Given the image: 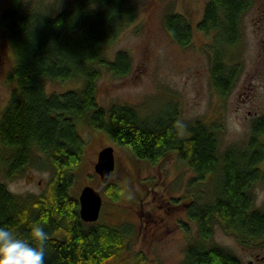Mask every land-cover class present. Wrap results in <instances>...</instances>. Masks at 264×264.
<instances>
[{
	"label": "trees",
	"instance_id": "trees-1",
	"mask_svg": "<svg viewBox=\"0 0 264 264\" xmlns=\"http://www.w3.org/2000/svg\"><path fill=\"white\" fill-rule=\"evenodd\" d=\"M254 2L207 0L198 22V30L213 34L211 81L221 97L232 92L241 75V65L227 60L226 54L240 43V25ZM27 3L9 0L0 15V27L15 56L8 80L17 85L0 118V142L9 152L3 165L10 178L33 163L51 168L52 179L47 194L34 202L33 209L0 184V225L26 236L33 223L42 224L49 234L45 264H108L116 259L127 230L84 222L79 201L70 194L73 171L86 147L79 125L88 123L106 131L136 160L156 164L175 152L194 171V181L219 176L214 197L194 199L186 209L196 222L198 239L187 246L184 264H242L230 250L207 242L217 222L241 243L264 241V210L256 208L253 196L255 185L263 178L264 115L254 120L245 150L230 147L220 152L219 132L213 123L195 121L188 127V135H182L177 106L148 116L129 105L105 109L96 97L99 67L124 77L131 72L132 63L125 51L118 52L112 61L103 53L135 23L136 3L72 0L55 15L30 9ZM163 24L178 45L188 48L193 44L194 29L185 15L170 13ZM49 80L82 81V86L49 94L45 89ZM41 155L44 158L40 159ZM106 194L115 201L120 198L116 187Z\"/></svg>",
	"mask_w": 264,
	"mask_h": 264
},
{
	"label": "rangeland",
	"instance_id": "rangeland-1",
	"mask_svg": "<svg viewBox=\"0 0 264 264\" xmlns=\"http://www.w3.org/2000/svg\"><path fill=\"white\" fill-rule=\"evenodd\" d=\"M72 0H27L30 9H40L55 15ZM138 7L135 23L125 29L116 42L105 48L104 58L112 61L125 51L131 57V72L116 77L104 67L97 83L100 106L129 105L142 116L165 110L168 106L179 109L180 132L195 121L215 124L219 134L220 152L230 147L245 150L251 136L254 120L264 115V0H255L245 14L241 26V41L229 49L226 59L240 64L241 75L232 92L221 97L211 81L213 34L198 30L207 0H133ZM8 0L0 2V15ZM170 13L186 16L194 29V41L188 48L178 45L164 28V18ZM15 56L10 49L6 68L12 72ZM0 74V118L11 100L17 85ZM49 94H63L79 90L82 81H47ZM86 140L80 165L73 171L72 196L78 199L85 186H92L103 196L101 216L91 226L111 225L127 230L123 249L108 264H184L185 250L197 242L196 222L187 214L190 201L211 200L216 194L219 176L211 175L197 182L194 171L175 152L153 164L134 159L125 147L114 143L106 131L96 130L88 123L79 125ZM264 143V136L261 137ZM115 149L117 168L109 183L102 184L95 171L98 155L104 147ZM9 152L0 142V184L33 209L35 201L47 194L52 169H42L29 163L19 174L8 177L4 160ZM44 158L43 155L39 156ZM263 178L255 185L257 209L264 210ZM113 187L119 191L115 201L106 192ZM123 190V191H121ZM208 245L230 250L242 264H264V241L245 244L236 235L215 225Z\"/></svg>",
	"mask_w": 264,
	"mask_h": 264
},
{
	"label": "clouds",
	"instance_id": "clouds-1",
	"mask_svg": "<svg viewBox=\"0 0 264 264\" xmlns=\"http://www.w3.org/2000/svg\"><path fill=\"white\" fill-rule=\"evenodd\" d=\"M48 239L40 223H33L26 236L0 225V264H45Z\"/></svg>",
	"mask_w": 264,
	"mask_h": 264
},
{
	"label": "water",
	"instance_id": "water-1",
	"mask_svg": "<svg viewBox=\"0 0 264 264\" xmlns=\"http://www.w3.org/2000/svg\"><path fill=\"white\" fill-rule=\"evenodd\" d=\"M115 149L112 146L104 147L98 155L95 171L100 176V182L107 184L116 168ZM103 196L97 189L85 186L79 196L80 216L86 223H96L100 218L103 206Z\"/></svg>",
	"mask_w": 264,
	"mask_h": 264
},
{
	"label": "flooded vegetation",
	"instance_id": "flooded-vegetation-1",
	"mask_svg": "<svg viewBox=\"0 0 264 264\" xmlns=\"http://www.w3.org/2000/svg\"><path fill=\"white\" fill-rule=\"evenodd\" d=\"M2 0H0L1 2ZM9 1V0H8ZM9 44L7 41V37H6V32L5 30L0 27V74L2 72V69L6 68V64H7V57H8V52L10 51L11 48H9ZM3 73H5V79H3L1 81V84H8V79H9V75H10V71L8 69L3 70ZM117 159V158H116ZM115 159V160H116ZM117 161V160H116ZM116 168H117V162H116ZM114 173V172H113ZM113 174L110 177V180L112 179ZM109 182V181H108ZM104 202V201H103ZM102 202V203H103ZM104 204V203H103ZM103 208V206H102ZM102 211V210H101ZM101 216V214H100Z\"/></svg>",
	"mask_w": 264,
	"mask_h": 264
}]
</instances>
